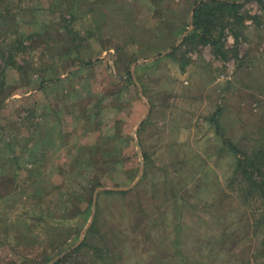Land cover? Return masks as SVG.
Wrapping results in <instances>:
<instances>
[{"label": "rangeland", "instance_id": "1", "mask_svg": "<svg viewBox=\"0 0 264 264\" xmlns=\"http://www.w3.org/2000/svg\"><path fill=\"white\" fill-rule=\"evenodd\" d=\"M199 1L0 0V264H264V0Z\"/></svg>", "mask_w": 264, "mask_h": 264}, {"label": "trees", "instance_id": "2", "mask_svg": "<svg viewBox=\"0 0 264 264\" xmlns=\"http://www.w3.org/2000/svg\"><path fill=\"white\" fill-rule=\"evenodd\" d=\"M241 9L242 4L230 0H208L199 1L197 3L195 2L192 22L193 31L186 37L183 45H188L191 41L195 42L197 40V42L202 45L209 44L211 47H213L216 51L215 53L217 54V57L220 56L221 58H225V55H223L221 52L223 49L222 45H218L219 40L222 38L224 29L230 26L231 33L238 37V34L232 30V25H242L246 18H250V16L242 14L240 12ZM229 17L233 20L231 24L228 23V21H225V19ZM262 166L263 164L259 161H248L244 158L239 159L238 170H240L241 174L246 177L250 176L257 179L258 175L261 173ZM262 185V182L257 185L259 190H263ZM108 194L125 196L126 192ZM96 220L97 219L95 218L91 227L87 230L85 238L91 231L97 229ZM86 246V242L83 241L78 247L74 248L68 254L64 255L52 264H72L71 262L74 260L75 255ZM102 263L105 264L103 261Z\"/></svg>", "mask_w": 264, "mask_h": 264}, {"label": "water", "instance_id": "3", "mask_svg": "<svg viewBox=\"0 0 264 264\" xmlns=\"http://www.w3.org/2000/svg\"><path fill=\"white\" fill-rule=\"evenodd\" d=\"M192 22H193V11L191 12V28H193ZM144 62H145V61L142 60V61H140V62H138V63L141 64V63H144Z\"/></svg>", "mask_w": 264, "mask_h": 264}, {"label": "crops", "instance_id": "4", "mask_svg": "<svg viewBox=\"0 0 264 264\" xmlns=\"http://www.w3.org/2000/svg\"><path fill=\"white\" fill-rule=\"evenodd\" d=\"M128 79H129V78H128ZM135 133H137V129H136ZM121 192H123V191H121Z\"/></svg>", "mask_w": 264, "mask_h": 264}]
</instances>
